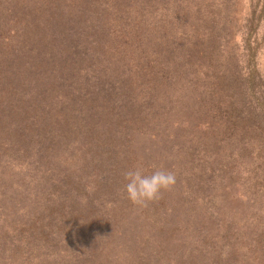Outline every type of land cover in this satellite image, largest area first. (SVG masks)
Wrapping results in <instances>:
<instances>
[{
    "label": "rangeland",
    "instance_id": "374dc122",
    "mask_svg": "<svg viewBox=\"0 0 264 264\" xmlns=\"http://www.w3.org/2000/svg\"><path fill=\"white\" fill-rule=\"evenodd\" d=\"M0 264H264V0H0Z\"/></svg>",
    "mask_w": 264,
    "mask_h": 264
},
{
    "label": "clouds",
    "instance_id": "9594fccd",
    "mask_svg": "<svg viewBox=\"0 0 264 264\" xmlns=\"http://www.w3.org/2000/svg\"><path fill=\"white\" fill-rule=\"evenodd\" d=\"M123 190L134 204L144 205L159 198L162 189L172 187L176 182L175 174L169 171L155 170L145 174L139 168L128 170L124 174Z\"/></svg>",
    "mask_w": 264,
    "mask_h": 264
}]
</instances>
